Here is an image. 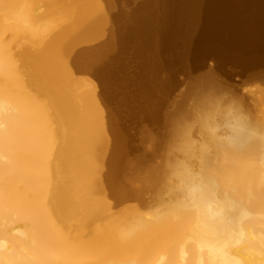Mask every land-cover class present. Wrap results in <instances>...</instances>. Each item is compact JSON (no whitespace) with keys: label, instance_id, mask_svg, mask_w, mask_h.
<instances>
[{"label":"bare ground","instance_id":"6f19581e","mask_svg":"<svg viewBox=\"0 0 264 264\" xmlns=\"http://www.w3.org/2000/svg\"><path fill=\"white\" fill-rule=\"evenodd\" d=\"M108 3L0 0V264H264V112L200 92L162 159L128 163Z\"/></svg>","mask_w":264,"mask_h":264},{"label":"rangeland","instance_id":"374dc122","mask_svg":"<svg viewBox=\"0 0 264 264\" xmlns=\"http://www.w3.org/2000/svg\"><path fill=\"white\" fill-rule=\"evenodd\" d=\"M117 1L108 0V2H111L108 3V8L111 6V10L107 8L108 14L110 13L108 15V18L110 17L108 23L111 29L114 26L115 29H112L113 34L116 31L114 35L118 34V29L120 30L119 32H121L119 33L120 36L125 33L123 37L125 35L124 41H126L124 46L125 50H123L124 53L120 52V48L118 51L119 56L113 55L116 60H118V67L114 72H117V79H119L117 80L118 83H113L114 86L111 84L109 88L111 89L110 91H117L119 94L115 99V103L119 104L120 100V108L122 111L120 110L118 113L116 110L117 105L114 103L111 104L109 110L113 114L114 121L116 120L115 122L118 123V126L121 125L120 127L122 129L126 128V130H128L126 131L123 129L125 134L128 132L127 136L125 135L126 139L128 138V141L126 140V144L128 145H126V152L128 153L129 149H131L129 151L130 154H127L126 158L128 163L136 164L139 168H147L149 167L148 165L158 162L160 157L162 159L164 152L162 143L169 128L167 127V120L169 119L168 121H171V118L174 121H184L183 117H185V115H187V118L194 111L195 106H200V101L198 99V94L200 92L210 91V96L214 98L225 102L231 100V102L235 104L239 103L250 116H258L260 113L264 112V0ZM120 2L122 4H120ZM116 6L117 8H115ZM113 7L116 10L112 9ZM123 8L126 10L124 11ZM140 9H142V11ZM126 11L127 14L129 13L130 15H127ZM145 11L148 12V14L150 13L151 18L149 22L152 19L149 28L155 29L148 30L145 36L147 37L145 40L148 41L143 43L140 41L141 37L138 35L135 36V34L131 35L130 28L133 27L134 18L138 16L137 12L142 13ZM125 15L127 16L125 17ZM119 16H122V21H120L121 18H119ZM120 24H124V26L126 25L128 27H125L124 30L120 29ZM152 24L154 27L151 26ZM155 30H157L158 33L156 31V34H154ZM151 33H153V35ZM117 36H114L115 39ZM132 36L135 37L133 38ZM148 38L151 40V45L157 42H160V45H157V43L155 45L156 47L153 46L151 49H148ZM137 42L143 43L142 48H138ZM115 44H117V41ZM118 44L122 45V40H119V37ZM129 45L132 47L130 48ZM114 50L117 51V48L115 47ZM157 53L160 55L158 54L156 56ZM113 56H111V59H115ZM157 60L158 62H154ZM127 61L129 62L126 63ZM125 63L126 65H122ZM120 66L121 68H119ZM121 73L123 75V81L120 79ZM94 85L95 84L90 85V87H94L92 90H98V86L95 85V87ZM129 94L131 95L129 96ZM133 95L134 97H132V99L131 96ZM125 97L128 98L126 99ZM135 97L136 99L138 98L137 102ZM193 98L195 100H193ZM139 100L141 102H139ZM138 106H140V108ZM113 108L115 109L114 111H112ZM123 110H125L124 113ZM161 114L164 116L162 117ZM115 116L117 117L115 118ZM146 133L147 135H145ZM139 137H142L140 139L141 141ZM156 138H161L162 141L160 139L156 141ZM129 139H131V142ZM146 141L149 142L147 143ZM134 145L137 148L134 147ZM152 148H154V151ZM137 149L140 150V152H138ZM141 153H143V156ZM157 153L159 155L161 154V156H158ZM138 155L142 158L136 159L139 157ZM129 156L131 158H129ZM155 156H158V158ZM147 158L150 159V162H148ZM131 160L140 163H134V161Z\"/></svg>","mask_w":264,"mask_h":264}]
</instances>
